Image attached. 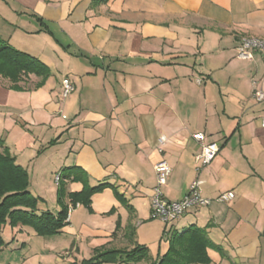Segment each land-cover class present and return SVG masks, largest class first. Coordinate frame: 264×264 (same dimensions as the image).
<instances>
[{"label": "crops", "instance_id": "obj_1", "mask_svg": "<svg viewBox=\"0 0 264 264\" xmlns=\"http://www.w3.org/2000/svg\"><path fill=\"white\" fill-rule=\"evenodd\" d=\"M244 36L264 38V0H0V38L47 69L19 81L0 73V152L35 176L36 157L51 150L72 206L60 233L104 250L148 249L134 225L140 205L151 212L155 164L166 161L168 199H182L200 178L213 200L167 223L169 237L196 225L216 245L207 264H264V101L252 98L254 83L264 89V56L238 57ZM65 77L75 90L62 99ZM198 132L220 147L201 169ZM98 184L109 186L89 205L72 201ZM229 190L233 200H216ZM16 232L25 236L17 264L51 257V236L28 225ZM161 243L149 245L152 264L169 248Z\"/></svg>", "mask_w": 264, "mask_h": 264}, {"label": "trees", "instance_id": "obj_2", "mask_svg": "<svg viewBox=\"0 0 264 264\" xmlns=\"http://www.w3.org/2000/svg\"><path fill=\"white\" fill-rule=\"evenodd\" d=\"M0 73L13 81H19L23 75L30 73L46 75L47 69L38 59L16 50L0 38ZM107 186L109 185L89 186L82 192L72 193L71 199L74 203L81 201L89 205L91 196ZM65 188V185H61L59 190V201L62 207L58 213L48 210L39 213V197L29 190L27 170L15 162V158L8 149L0 152V250L5 245L3 229L8 221L12 227L31 226L41 236L60 233L66 225L65 220L68 215V206L63 203ZM169 242L167 252L158 257L155 264H207L210 262L208 248H216L204 228L196 225L190 226L183 232L173 231ZM147 250V247L141 245L129 251L103 250L86 264L115 261L120 258L129 263L139 262L147 256Z\"/></svg>", "mask_w": 264, "mask_h": 264}, {"label": "rangeland", "instance_id": "obj_3", "mask_svg": "<svg viewBox=\"0 0 264 264\" xmlns=\"http://www.w3.org/2000/svg\"><path fill=\"white\" fill-rule=\"evenodd\" d=\"M37 158L41 166L38 168V172L36 173V175L33 176L32 172L27 170L29 174V185L31 184L34 190L32 194L37 197H39V193L45 196V199L39 197V203L43 204L44 206H50L51 209L59 205L62 206L59 201V190L61 185H65V181L64 179H62L61 181H57V179H55L57 174H62L61 172H59L60 167H51V150L48 151L45 149L44 151H42L40 156L36 157V159ZM23 168L27 169L26 167ZM85 206V203H83V207ZM138 209L139 218L136 222L138 224L135 223L134 227L138 232V239L140 244L148 245L147 256L140 261L141 263L138 264H152L154 260L153 251L149 245L152 243H157L158 245L162 242L161 245L163 246V243L169 240V234L166 231L167 223L160 218L153 217L152 212H150L149 208L145 205H140ZM89 212L93 213L92 215L96 214V212H93V210H90ZM129 213L130 211L127 208L125 215H122L121 223L126 222V219L129 220ZM108 214L110 213H107L105 215ZM119 220L120 219L118 217L117 223L119 222ZM172 222L173 221H170L168 223L170 224ZM16 233L17 235L14 238L12 233V226L10 224V221H8L3 229V238L5 240V243L7 241H11V244L3 246V248L0 250V264H17V261L22 259V255H24L25 253L22 247V242L25 239L21 241V238H25V236L20 234V232ZM12 242L15 245H12ZM98 244L95 241L88 242L86 238H81L77 232H69L63 234L58 233L51 235V257L46 256L42 263L86 264L87 261H90L92 257L103 252L104 249H101ZM157 245L156 248H158ZM36 250H41V248ZM30 253H34V251H31ZM93 264H131V262L129 263L126 260H115Z\"/></svg>", "mask_w": 264, "mask_h": 264}, {"label": "built area", "instance_id": "obj_4", "mask_svg": "<svg viewBox=\"0 0 264 264\" xmlns=\"http://www.w3.org/2000/svg\"><path fill=\"white\" fill-rule=\"evenodd\" d=\"M254 51H260L264 56V38L255 36H244L241 43L237 47V55L240 58H252ZM62 99L68 98L75 90L74 82L69 78L65 77L62 80ZM252 98L255 101H264V89L258 87L254 83V90L252 93ZM261 126L264 127V115L260 118ZM194 138L200 145V152L196 156L197 169H201L209 165L219 152V145L215 142H206L205 134L203 132H198L193 134ZM165 137H160V144L165 143ZM156 171V184L153 188V193L151 196V212L152 216L155 218H160L166 223L173 221L180 217L184 212L192 207L207 206L213 200L203 196L202 193V183L203 180L196 178L193 180L189 186L188 193L180 200L168 199L163 191V186L168 182L169 176L171 174V167L166 161H160L155 164ZM57 181L60 176L56 177ZM236 196L235 191L229 190L222 192L217 198L220 202H230ZM72 206L68 209V215L66 221L70 219Z\"/></svg>", "mask_w": 264, "mask_h": 264}]
</instances>
